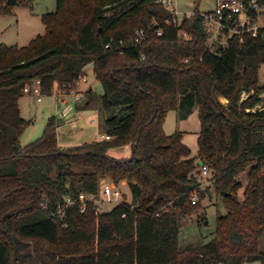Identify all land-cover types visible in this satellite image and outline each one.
Returning <instances> with one entry per match:
<instances>
[{
  "label": "trees",
  "instance_id": "1",
  "mask_svg": "<svg viewBox=\"0 0 264 264\" xmlns=\"http://www.w3.org/2000/svg\"><path fill=\"white\" fill-rule=\"evenodd\" d=\"M7 1L0 0V16L12 13ZM56 1V11L42 16L43 36L26 47L0 45V264L264 263V110L252 111L264 106L262 37L209 43L196 14L181 26L190 39L179 38L157 0ZM138 29L148 38L136 47ZM89 65L103 88L111 139L62 149L52 117L43 136L22 147L24 88L39 81L42 95H51ZM243 93L249 97L241 102ZM195 108L197 158L183 133L164 132L170 112L186 120ZM125 146L129 157L109 155ZM198 166L208 167L227 214L211 241L182 251L181 219L200 205L192 204L194 193L204 197ZM107 178L127 182L132 203L102 212L90 202L82 213L79 196L98 195ZM66 198L76 204L67 207Z\"/></svg>",
  "mask_w": 264,
  "mask_h": 264
},
{
  "label": "rangeland",
  "instance_id": "2",
  "mask_svg": "<svg viewBox=\"0 0 264 264\" xmlns=\"http://www.w3.org/2000/svg\"><path fill=\"white\" fill-rule=\"evenodd\" d=\"M177 8L183 14L191 15L209 13L215 10V0H177ZM12 13L7 16H0V45L5 44L9 47H26L37 36L45 34V26L42 22L44 14L53 13L57 9L56 0H26L25 4L11 6ZM199 11V12H197ZM88 76V83L84 86L87 93H92L93 99L84 110H74L67 117L63 118L60 114V104L56 101L55 92H58V86L54 85L51 95H43L42 101L38 102L34 94H24L20 99L21 116L29 125L21 135V146L25 147L40 139L46 129L48 120L56 117L59 120L57 128V139L59 144L66 148L80 146L91 143L104 136L105 117L101 112L100 99L103 95L101 83L96 79L93 71V65L85 68ZM260 82L264 84V65L260 70ZM59 88H61L59 86ZM264 99V94L261 96ZM88 99V97H87ZM247 99L241 98V102ZM87 101V100H86ZM222 104L228 102L220 98ZM263 107L259 104L256 110ZM202 125L199 118V110L195 108L193 114L186 120L179 118L177 111L170 112L164 123V132L170 136L181 132L184 134L183 142L192 152V157L197 158L199 152L198 138ZM127 156L117 154V150H111L109 155L118 159L129 157L131 149L127 151ZM125 154V155H126ZM201 171L198 166L195 173ZM239 181L245 186L247 184V173L239 177ZM119 188L124 194L123 201L132 203L130 188L120 183ZM202 191L204 197L200 199V205L195 212L181 219L179 234V248L186 250L191 247H198L211 241L216 233L217 218L225 216L227 210L223 205V198L216 193L212 175L203 178ZM239 199H243V190L239 193ZM117 202L99 203L98 207L102 212H110L117 206ZM261 250L264 252V235L261 237ZM244 264H264L262 262L244 263Z\"/></svg>",
  "mask_w": 264,
  "mask_h": 264
},
{
  "label": "built area",
  "instance_id": "3",
  "mask_svg": "<svg viewBox=\"0 0 264 264\" xmlns=\"http://www.w3.org/2000/svg\"><path fill=\"white\" fill-rule=\"evenodd\" d=\"M177 0H157L156 3L159 7L169 13L170 18L166 20L167 26H176L179 28V38L186 40L190 39V36L181 30L182 22L185 18L191 19L195 15H187L180 12L177 8ZM203 19V28L209 36V43L220 42L223 45H228L229 40L234 37H240L243 41L245 36H251L258 38L259 36L264 38V5H261L259 0H215V10L209 13L197 14ZM159 36L163 35V30L157 31ZM148 38V31L145 29H138L133 36V43L137 47L141 45ZM88 83V76L84 72L73 83L58 86V92H55L56 101L61 107V116L67 117L71 112L75 110V106L80 103H84L87 100V89L84 86ZM24 94H34L37 96L38 102L42 101L41 85L39 81H36L33 85H27L24 90ZM249 95L243 93L242 97ZM263 105V104H262ZM264 110V106L259 108ZM251 111V110H247ZM253 112L257 111L255 108ZM109 136L104 135L102 140H110ZM209 175V169L207 166H202L201 171L194 174V177L200 182H203V178ZM125 185V182H122ZM124 194L121 192L118 185H116L111 179H102L99 185L98 195L81 194L79 201L82 204L81 212L86 211L87 203H112L123 202ZM200 202V197L197 193L192 196V204L197 205ZM67 207L76 204L71 198L65 199ZM63 209H60V213ZM65 212H63L64 214Z\"/></svg>",
  "mask_w": 264,
  "mask_h": 264
},
{
  "label": "crops",
  "instance_id": "4",
  "mask_svg": "<svg viewBox=\"0 0 264 264\" xmlns=\"http://www.w3.org/2000/svg\"><path fill=\"white\" fill-rule=\"evenodd\" d=\"M88 97V96H87ZM92 99L90 98V97H88V99H87V101H85L84 103H80V104H77L76 106H75V110H78V111H81V110H84V107L86 106V105H88L89 103H90V101H91ZM60 123V122H59ZM105 135V134H104ZM102 137H103V135H102ZM102 140V138L101 139H96L95 141H101ZM59 146L62 148V149H64V148H66V147H64V146H62L61 144H59ZM130 149V146H125V147H122V148H117L116 150H117V154H121L122 156H127V151ZM126 154V155H125Z\"/></svg>",
  "mask_w": 264,
  "mask_h": 264
},
{
  "label": "water",
  "instance_id": "5",
  "mask_svg": "<svg viewBox=\"0 0 264 264\" xmlns=\"http://www.w3.org/2000/svg\"><path fill=\"white\" fill-rule=\"evenodd\" d=\"M7 3L10 6H18L19 5L17 0H8ZM263 44H264V38H263Z\"/></svg>",
  "mask_w": 264,
  "mask_h": 264
}]
</instances>
